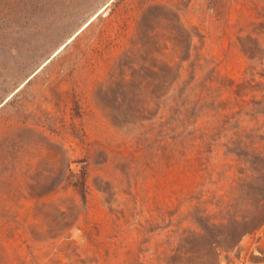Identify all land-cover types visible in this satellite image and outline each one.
Returning <instances> with one entry per match:
<instances>
[{
    "label": "rangeland",
    "instance_id": "rangeland-1",
    "mask_svg": "<svg viewBox=\"0 0 264 264\" xmlns=\"http://www.w3.org/2000/svg\"><path fill=\"white\" fill-rule=\"evenodd\" d=\"M263 217L264 0H0V264H264Z\"/></svg>",
    "mask_w": 264,
    "mask_h": 264
},
{
    "label": "trees",
    "instance_id": "trees-1",
    "mask_svg": "<svg viewBox=\"0 0 264 264\" xmlns=\"http://www.w3.org/2000/svg\"><path fill=\"white\" fill-rule=\"evenodd\" d=\"M262 222L260 224H258V226L254 227V229H256L257 227H259V225H261L264 222V217L261 220ZM249 231V230H248Z\"/></svg>",
    "mask_w": 264,
    "mask_h": 264
}]
</instances>
